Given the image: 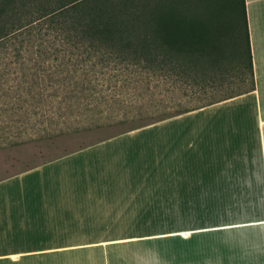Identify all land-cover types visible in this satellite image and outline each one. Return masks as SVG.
Returning <instances> with one entry per match:
<instances>
[{
  "label": "crops",
  "instance_id": "1",
  "mask_svg": "<svg viewBox=\"0 0 264 264\" xmlns=\"http://www.w3.org/2000/svg\"><path fill=\"white\" fill-rule=\"evenodd\" d=\"M246 2L256 89L0 177V264H264V0Z\"/></svg>",
  "mask_w": 264,
  "mask_h": 264
},
{
  "label": "trees",
  "instance_id": "2",
  "mask_svg": "<svg viewBox=\"0 0 264 264\" xmlns=\"http://www.w3.org/2000/svg\"><path fill=\"white\" fill-rule=\"evenodd\" d=\"M0 52V77L18 80L6 89L16 110L34 84L46 105L47 87L72 80V65L129 71L127 84L164 82L158 102L139 98L130 118L142 126L256 89L246 0H0ZM226 65L239 91L220 77Z\"/></svg>",
  "mask_w": 264,
  "mask_h": 264
},
{
  "label": "rangeland",
  "instance_id": "3",
  "mask_svg": "<svg viewBox=\"0 0 264 264\" xmlns=\"http://www.w3.org/2000/svg\"><path fill=\"white\" fill-rule=\"evenodd\" d=\"M30 67L31 64L25 65L27 71ZM70 67L67 75H73L72 80L57 82L58 78L47 87L52 96L47 99L46 105L37 101L39 88L36 84L33 86L35 79L24 84V87L33 86L34 90L30 96L24 95V99L30 101L22 103L21 110L12 109L18 101L10 98L6 91L9 86L16 89L18 80L7 83L0 77V177L140 127L149 121H131L130 118L140 108L142 99L139 98H155L158 102L162 96H166L164 82L161 85L153 80L149 87L134 81L127 84L128 78H134V74L129 71L101 67L93 69L89 65ZM222 70L220 77L226 82L227 88L232 86L235 91H239L242 88L241 79L233 67L226 65ZM146 103L150 104L148 100ZM155 110L153 107L147 109L150 113ZM161 166L142 164L140 168L149 167L152 172L160 173ZM152 186L155 187V181ZM164 219L159 212L157 220ZM168 231L175 233L176 228H169Z\"/></svg>",
  "mask_w": 264,
  "mask_h": 264
}]
</instances>
